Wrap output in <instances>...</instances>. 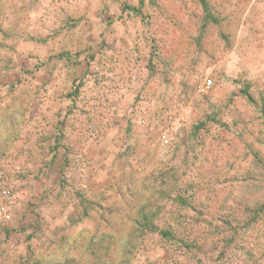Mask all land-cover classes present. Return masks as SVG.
Listing matches in <instances>:
<instances>
[{
    "label": "rangeland",
    "instance_id": "1",
    "mask_svg": "<svg viewBox=\"0 0 264 264\" xmlns=\"http://www.w3.org/2000/svg\"><path fill=\"white\" fill-rule=\"evenodd\" d=\"M0 264H264V0H0Z\"/></svg>",
    "mask_w": 264,
    "mask_h": 264
},
{
    "label": "built area",
    "instance_id": "2",
    "mask_svg": "<svg viewBox=\"0 0 264 264\" xmlns=\"http://www.w3.org/2000/svg\"><path fill=\"white\" fill-rule=\"evenodd\" d=\"M205 86H206V88H209L210 83L207 82Z\"/></svg>",
    "mask_w": 264,
    "mask_h": 264
}]
</instances>
